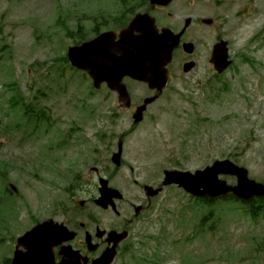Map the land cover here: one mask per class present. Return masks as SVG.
Returning a JSON list of instances; mask_svg holds the SVG:
<instances>
[{
	"label": "rangeland",
	"instance_id": "obj_1",
	"mask_svg": "<svg viewBox=\"0 0 264 264\" xmlns=\"http://www.w3.org/2000/svg\"><path fill=\"white\" fill-rule=\"evenodd\" d=\"M78 1L0 0V87L17 82L27 99H30V96L26 94L28 89L24 85L28 82L41 86L46 80L53 89H56L58 86L56 72L62 70L60 63H57L56 60L60 55L63 56V53H66L72 44L71 41L59 36V34L65 35V33H60L59 27L55 28L58 17L56 7L61 6L66 10V19L69 20H65V23L68 24L72 18L81 19L85 18L86 14H91V9L85 6L109 7L113 5L111 0H82L80 4ZM258 1L259 4H264V0ZM182 2L185 1L182 0ZM126 3L129 1L127 0ZM181 6L183 3H180ZM75 9L79 11L80 17L75 15ZM231 14L230 12L229 15ZM59 23L62 24L61 21ZM83 25L88 32L93 27L92 23H83ZM263 25L264 17L254 15L242 23V38L233 36L229 26L224 28L220 34L224 39L227 37L233 41V48L236 51L240 42H245ZM203 32L208 33L209 30L204 29ZM2 44L9 48L6 58L5 54H2ZM237 52H241V50ZM250 56L256 59V63L260 66L253 69L247 65H239L237 76L231 73L222 81L213 82L211 79L214 87L210 88L207 84L206 92L198 87L196 96L198 111L196 114L190 107L188 99L189 96L193 100L194 87L189 88L185 94L181 92L185 95V99L175 96L170 91L166 98L152 108L145 124L132 131L127 142L126 166L131 167L132 165L135 169L134 174H130L131 171L127 168L119 171V173H114L108 161L110 159L108 150L111 151V149L107 147V144L112 141L108 140L109 143L102 145L103 142L97 139V136L101 134L111 135V132H114L113 134L121 135L129 130L131 125L129 113L121 114L122 119L119 116L117 118L110 117L112 113L117 111L113 101L106 105L102 104L101 100H97L96 97L83 101V110L93 114L95 108L99 109L97 111L99 116L94 118L85 112L76 116V112L73 110L77 99L64 105L59 101L56 103L49 102L52 107L57 106L60 109V112L56 113L54 117L62 119L60 129L67 128L72 121L79 123L82 120L83 124L82 129L79 130L82 132L80 142L76 144L78 145L76 153L80 151L79 157L74 159L75 154L68 151L67 154H64L67 158L61 163L64 167L60 169V166H57L55 169L51 162L45 163V159L42 162H31L37 154L43 159L45 154L43 146L36 148V146L27 147L26 145V148L22 150L23 148L18 142V135H15L13 130L8 137L5 136V131L12 128L13 120H16V112L13 113V108L5 106L6 99L10 98L12 94L9 95L7 92H4V95L1 94L0 113L5 117L2 119V126L0 125V161L11 162L12 168H10L7 183L9 181L15 185L19 189V194L13 197L10 202L15 203L16 212L20 208L17 219L22 220V222H13L10 232L2 230V234L5 236H1L0 239L7 242L0 243V246L9 242L7 237L10 236L15 239L31 228L33 216H29L30 210L36 216L33 218L43 220L48 212L46 205L39 204L37 198L41 203L48 204L49 199L61 197L63 189L65 190L68 186L62 179L67 180L68 177L71 179V174H77L81 165L87 166L89 169L98 165L102 166L103 175L107 178L112 177L114 186L123 189L127 203L141 195L140 188L133 181H138L140 185L141 182L159 183L160 179L158 178L160 175L162 176V171L165 168L173 167L175 164L172 159L190 171L203 170L216 160L230 159L249 169L252 178L264 182V92H261V86L264 87V49L261 48L259 52H255V55ZM38 65H40L39 69L42 72L38 74L35 72L28 78L27 71L31 73V69H37ZM202 73L203 71H199L190 77L194 79ZM66 74L65 84L71 86V91L78 92L79 88L83 87L84 96H86L87 86L85 87L81 80L71 72ZM241 77H244V83L241 81ZM224 84L228 85V90L218 91L219 88H224L222 86ZM64 88L63 85L60 93ZM178 89L179 86L174 81L171 90ZM132 90L135 93L141 92L134 86ZM6 113H8L7 117ZM154 117L155 120H153ZM196 125L197 127H195ZM193 127L200 134L198 132L199 137L192 141ZM40 138L42 139V137ZM9 139L11 141H7ZM53 141L52 146H60L61 143ZM112 143L115 147L114 150H116L117 140ZM93 147L101 152V154L95 155V158L91 157L88 152ZM19 156L21 162L17 160ZM49 165L50 169L48 168ZM88 178H91V175ZM119 180L124 182L118 184ZM228 182L233 183L234 180ZM90 192L94 193V187L89 190ZM169 192L173 193L172 190ZM163 199L172 202L174 206L178 205V201L168 195H165L161 200ZM135 203L139 204L138 201ZM181 208L184 209L185 205ZM243 218L241 224L228 229L226 236L221 237L227 243L221 251L214 250L213 255L221 256L223 260L226 252L230 251L226 258L228 261L236 260L239 258L237 251L244 254L256 247V244L248 242L247 236L258 239L264 238V222L259 221L258 226L252 227L249 217ZM137 230L138 233L142 231V229ZM155 232L156 227H154L152 234ZM12 238L10 242L13 241ZM183 238L184 236H182ZM180 248L188 252L179 253L181 260H187L190 264H203L205 262L206 256L199 251L195 254L192 249L184 245H181ZM123 258L117 264H123ZM153 260V253H148L145 248L139 247L135 251L132 264H153ZM170 264H179V262L176 258Z\"/></svg>",
	"mask_w": 264,
	"mask_h": 264
},
{
	"label": "flooded vegetation",
	"instance_id": "obj_2",
	"mask_svg": "<svg viewBox=\"0 0 264 264\" xmlns=\"http://www.w3.org/2000/svg\"><path fill=\"white\" fill-rule=\"evenodd\" d=\"M183 40L189 41V37L187 33L184 35ZM178 55L180 57H184L181 51H179ZM151 208L152 206L150 205V201H148V206L144 209V211L142 212L140 211L139 216L135 215V216H129V217L127 216L123 218L117 223V226H118L117 229H121V230L128 232L129 238H130L132 233L129 232L128 230H132L134 228V225L137 222H140L139 220H140L141 214H143L144 212L149 213L151 211ZM64 216H65L66 222H63V223L70 231H72L76 235V237H78L76 242L74 243L75 249L80 251L83 254V256H87L90 259L99 257L101 253L104 252L105 249L107 248V240H108L107 235H104L103 237H101L99 236L102 233L101 231L92 229V228H97V226L93 227L92 225H89L88 223H86L85 227H82L83 224L79 222L76 218H72L69 214H64ZM87 221H89V219H87ZM103 232H106V231H103ZM87 234H89L92 239V244L95 249L93 253H90L88 251V248L85 245ZM118 247L121 252L122 250H125V246L123 242H121Z\"/></svg>",
	"mask_w": 264,
	"mask_h": 264
},
{
	"label": "water",
	"instance_id": "obj_3",
	"mask_svg": "<svg viewBox=\"0 0 264 264\" xmlns=\"http://www.w3.org/2000/svg\"><path fill=\"white\" fill-rule=\"evenodd\" d=\"M143 51L146 52L142 53L145 56L144 60L147 61L148 57L151 56L152 52L149 49H144ZM135 62H137L136 56L132 57V64H134ZM131 74L133 76L135 73L131 71ZM219 174H230L239 176L240 174H242V172L238 171V169H235L234 166L229 163H217L212 169H208L204 173H198L194 177L189 174H171L170 178L167 181V184L175 183L185 188L189 192H195L191 187V183L200 179L201 181H203L204 188L208 193L222 194L224 193V184L218 182L217 177Z\"/></svg>",
	"mask_w": 264,
	"mask_h": 264
}]
</instances>
